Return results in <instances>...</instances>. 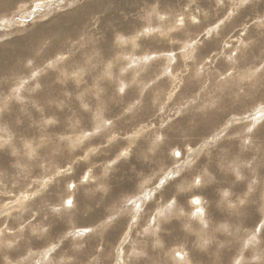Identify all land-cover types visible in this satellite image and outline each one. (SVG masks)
<instances>
[{"label": "rangeland", "instance_id": "374dc122", "mask_svg": "<svg viewBox=\"0 0 264 264\" xmlns=\"http://www.w3.org/2000/svg\"><path fill=\"white\" fill-rule=\"evenodd\" d=\"M261 127L264 0H4L0 264H264Z\"/></svg>", "mask_w": 264, "mask_h": 264}, {"label": "snow or ice", "instance_id": "6c2138e0", "mask_svg": "<svg viewBox=\"0 0 264 264\" xmlns=\"http://www.w3.org/2000/svg\"><path fill=\"white\" fill-rule=\"evenodd\" d=\"M2 2H4V0H0V3H2ZM244 2L246 3L247 0H244ZM121 91H123V89H121ZM48 123H54V122H53V121H48ZM248 131H249V132H252V129L250 128ZM257 135H258L261 139H264V127H261V128L258 130ZM157 139H160V137H157ZM5 144H7V141H5ZM122 155H126V153H122ZM176 155L179 156L180 153L177 152ZM161 183H163V181H161ZM196 183L199 184L200 181L197 180ZM171 194H172V193H169V194H168L169 197L171 196ZM224 195H225V197H227V196H228V193H225ZM193 203L199 205V204H200V201H199V200H194ZM67 204H68L69 206H71V205H72V201H71V200H68V201H67ZM242 204H244V200H240V201L238 202V204H230V205H228V206H229L230 208H233V209H238V208H239V205H242ZM169 207H171V205H169ZM198 211H201V212H202V210H200V209H198ZM252 239H255V237H252ZM207 243H208L207 240H204V241H203V245H206ZM203 245H202V246H203ZM53 250H54V249H53ZM177 255H179V253H178Z\"/></svg>", "mask_w": 264, "mask_h": 264}, {"label": "bare ground", "instance_id": "6f19581e", "mask_svg": "<svg viewBox=\"0 0 264 264\" xmlns=\"http://www.w3.org/2000/svg\"><path fill=\"white\" fill-rule=\"evenodd\" d=\"M193 200H200V198L198 199V198L195 197ZM190 202H192V201H190ZM200 204H201V201H200ZM200 204L199 205L196 204V208H199L200 207Z\"/></svg>", "mask_w": 264, "mask_h": 264}]
</instances>
